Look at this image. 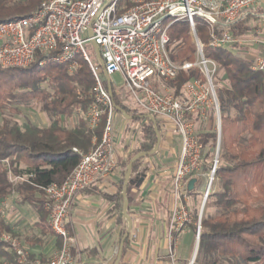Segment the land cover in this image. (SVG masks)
Wrapping results in <instances>:
<instances>
[{"label":"built area","instance_id":"obj_1","mask_svg":"<svg viewBox=\"0 0 264 264\" xmlns=\"http://www.w3.org/2000/svg\"><path fill=\"white\" fill-rule=\"evenodd\" d=\"M43 0L32 15L0 24V67H27L38 54L40 65L69 64L72 73L78 68V57L88 63L95 80L94 101L85 114L90 130L106 123L88 152L74 149L80 161L72 174L61 184L52 183L44 189V208L49 226L61 240V247L48 260L30 259L20 239L10 233L0 237L16 255V262L7 264H78L73 256L77 239L67 227L74 197L117 168L115 157V114L111 94L105 86L106 76L121 74L123 87L137 102V109L158 116L173 124V132L181 138V155L173 176L176 204L171 213L170 239L194 223L188 206L190 180L203 165V144L196 132L195 119H208L213 112L218 122V142L221 140V112L215 86L219 65L204 54L205 45L199 38L196 19L208 28L209 46L227 48L253 42L264 48L260 38L264 23V0ZM241 17H249L257 28L243 37L231 34L232 25ZM170 20V21H169ZM187 21L196 45L194 61H175V49L170 27ZM167 22V23H166ZM259 35V36H258ZM97 46L91 58L87 46ZM199 69L202 79H192L182 86L181 96L166 86L182 71ZM253 70L264 71V56L254 60ZM111 85H113L111 81ZM121 91L116 89L117 94ZM218 158L210 167L205 192L215 178ZM5 202L0 200V213ZM201 221L196 223V239L200 238ZM174 257V253L172 254Z\"/></svg>","mask_w":264,"mask_h":264},{"label":"trees","instance_id":"obj_2","mask_svg":"<svg viewBox=\"0 0 264 264\" xmlns=\"http://www.w3.org/2000/svg\"><path fill=\"white\" fill-rule=\"evenodd\" d=\"M42 2L0 0V24L32 15ZM120 3V12L124 11L125 5L131 6L129 0ZM252 21L249 17H241L232 25L231 34L243 37L254 31L257 23ZM196 23L199 38L205 45V56L224 70L230 86L217 94L224 162H219L215 172L214 181H218V187L210 189L207 197V208L214 209V213L204 215L201 220L194 264H264V71L253 70V60L237 56L234 50L238 45L210 47L206 24L201 20ZM169 34L175 49L173 60L194 61L196 45L190 35L189 23L175 22ZM40 60L38 54L27 67H0V108L12 102L39 100L44 102L43 109L50 118V125L45 128L9 122L0 126V200L14 193L20 194L25 203L37 207L44 219V189L52 183L61 184L72 174L80 161V154L74 149L83 152L92 149L94 136L101 138L106 116L97 129H89L85 114L94 101L95 80L87 62L78 57L79 66L70 73L69 64L40 65ZM194 78L202 79L199 69L182 71L175 80L167 83L171 84L176 96H181L182 86ZM105 86L108 88L107 79ZM112 89L116 111H125L131 119L144 121L142 143L132 154L131 161L139 153L152 151L158 144L155 124L147 117L149 115L129 109L113 85ZM231 110L234 114H230ZM76 113L84 114V118L72 128L65 127L64 119ZM154 117L162 136L160 120ZM217 139V130L203 134V158L205 147L211 143L216 147ZM142 159L134 162L128 187L144 178L145 171L139 170ZM10 172L25 177L22 183L15 185L10 180ZM194 193L195 189L189 191V195ZM194 218L199 221L198 214ZM11 231L0 213V237ZM0 258L10 262L17 259L4 241H0Z\"/></svg>","mask_w":264,"mask_h":264},{"label":"crops","instance_id":"obj_3","mask_svg":"<svg viewBox=\"0 0 264 264\" xmlns=\"http://www.w3.org/2000/svg\"><path fill=\"white\" fill-rule=\"evenodd\" d=\"M260 50L264 56V48ZM210 117L209 114L206 120L195 119L199 136L208 132ZM161 120L162 136L157 154L140 161L139 170H144L145 176L139 183L128 187L127 213L132 221V229L119 264H191L196 254L197 222L194 217L200 212L201 195L208 179L207 169L212 164L209 159L212 148L210 145L205 147L202 168L192 178L196 180V197L194 201H190L189 195L188 206L194 223L181 233L175 234V240L171 241L170 219L176 204L173 176L181 155L182 142L174 134L173 124ZM140 123L143 124L144 121L135 124L129 118H116L117 168L111 175L78 193L73 199L67 227L77 239L72 253L78 264H115L117 260L122 238L128 228L122 181L132 154L142 143ZM3 201L5 206L1 214L11 226L10 234L20 239L30 259L48 261L61 247V240L50 229L49 215L44 208V196V219L35 205L20 204L22 201L19 203L15 193ZM30 207L33 208L32 211L29 210ZM1 261L7 264L8 260L0 258Z\"/></svg>","mask_w":264,"mask_h":264},{"label":"rangeland","instance_id":"obj_4","mask_svg":"<svg viewBox=\"0 0 264 264\" xmlns=\"http://www.w3.org/2000/svg\"><path fill=\"white\" fill-rule=\"evenodd\" d=\"M197 21H198V19H196V22ZM261 26H262V28H261L262 33L260 34V36L259 35L258 36L260 38H264V23ZM261 48L262 47L258 44H255V43L249 42V41L248 42L245 41L244 43L239 44L235 48L234 52L237 56H239L241 58L250 59V60L254 61L256 59V57L263 55L261 53V50H260ZM87 49H88V52L90 53L91 58L95 60L97 55H96L94 46L88 45ZM195 58H196V56L194 55V60H195ZM111 81H112L113 87L115 89H117V88L121 89V91L119 92L118 95H119L121 101L123 102V104H125L129 109H137V102L133 99V97L130 95V93H128L126 91V89H124V87H123L124 80H123L121 74H115L113 77H111ZM165 84L168 88H170V89L172 88L170 83H165ZM215 86H216L217 94L219 93V90L226 89L230 86L229 81L227 79V76H226L224 70L221 68L218 69V73L215 77ZM44 87L48 88V86H46V85H44ZM48 89L50 91H52L50 88H48ZM43 105H44V102L39 101V100H31L28 103H20V102L9 103V104L5 105L4 107L0 108V126H2L4 124V122H9L11 124L17 123L19 125L32 124V125L37 126L39 128L48 127L50 125V118L46 114V112L44 111ZM137 111L139 114H145V113L141 112L139 109H137ZM230 114H234V112L231 110ZM145 115H147V114H145ZM118 116L121 117V119H127V117L124 116L122 113H118L116 111L115 122H116V118ZM210 116H211L210 121H209L210 126H209L208 132L217 130V127H218V122H217L215 115H213V113L210 112ZM82 117L84 118V114L76 113L73 117L65 118L64 119V126L67 128H71V127L75 126L78 123L79 119ZM156 117L158 120H161V118H159L158 116H156ZM198 120L199 119H197V121ZM129 121H131L135 124H139L138 120H133V119L129 118ZM140 124H142V123H140ZM116 126L117 125H115V130H116ZM204 127L208 128V126H204ZM135 131H137V129ZM202 136L203 135H201L200 137H202ZM218 139H217L216 147H214L212 145V143L210 144V147L213 149H212V155L209 157V159H210L211 163H213V161L218 158V161L221 164L224 162V159H223V157H221V140H220V142H218L219 141ZM218 150H219V153H218ZM219 162H218V165H219ZM207 171H208V177H207L208 179H207V183H206L204 193L201 195L202 196V204L200 207V212L198 213L199 214L198 217L200 216V214L202 212L203 204H204L205 198H206L205 192H206L207 185H208L210 169H207ZM9 177H10V180L13 181V183L15 185H19L20 183H22L23 179L25 178V177L21 178L20 176H17L12 172H10ZM217 187H218V181L215 180L212 183L211 189L212 188L216 189ZM17 197H18L19 203H20V201H22L20 204H25V202L23 201V197L20 194H17ZM195 197L196 196L194 194L191 195L190 201H194ZM29 210L32 211L33 208L30 207ZM213 213H214V209L207 208V200H206L205 206L203 209L202 218L206 214H213ZM0 264H6V263H5V261H1Z\"/></svg>","mask_w":264,"mask_h":264},{"label":"water","instance_id":"obj_5","mask_svg":"<svg viewBox=\"0 0 264 264\" xmlns=\"http://www.w3.org/2000/svg\"><path fill=\"white\" fill-rule=\"evenodd\" d=\"M96 52H97V55H98V58L100 59V62H101V65L102 67H104V63L101 59V55L99 53V49L97 46H94ZM106 79H107V82H108V89H109V92L110 94L113 93V89H112V85H111V79L110 77L106 76ZM124 116H126L127 118H131L130 116H127L126 115V112L125 111H122L121 112ZM149 119H151L154 124H155V129H156V133H157V137H158V144L156 145V147L148 152V153H139L138 155H136L129 163L128 165V168H127V172H126V176H125V181H124V189H123V197H124V213L127 217V220H128V228H127V231L124 235V237L122 238V241H121V244H120V248H119V252H118V256H117V260L115 262V264H119L120 261H121V258H122V255H123V250H124V244H125V241L126 239L129 237L130 235V232H131V229H132V221H131V218L129 217L128 213H127V207H128V196H127V189H128V184H129V181H130V178H131V175H132V169H133V164L135 161H137L138 159H141V158H144V157H148L150 155H154L157 153L158 149H159V145H160V142H161V135L159 134V131H158V126L156 124V119L153 115H149L147 116ZM218 153H219V150H218ZM195 183H196V180L195 179H192L190 182H189V186H188V191H193L194 188H195ZM211 189V185H209L208 187V194H209V191ZM208 194L206 195V198H205V202L207 200V197H208ZM205 202L203 204V208H202V212L199 216V221L202 220V214H203V209H204V206H205ZM198 247H199V240L197 242V248H196V254H195V257L192 261L191 264H194L195 263V259H196V256H197V252H198Z\"/></svg>","mask_w":264,"mask_h":264},{"label":"bare ground","instance_id":"obj_6","mask_svg":"<svg viewBox=\"0 0 264 264\" xmlns=\"http://www.w3.org/2000/svg\"><path fill=\"white\" fill-rule=\"evenodd\" d=\"M209 181V180H208Z\"/></svg>","mask_w":264,"mask_h":264}]
</instances>
